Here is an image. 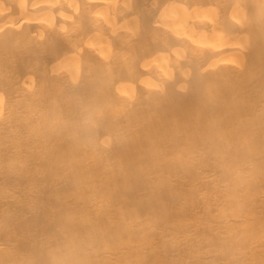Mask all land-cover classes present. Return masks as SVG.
Here are the masks:
<instances>
[{"label": "bare ground", "instance_id": "bare-ground-1", "mask_svg": "<svg viewBox=\"0 0 264 264\" xmlns=\"http://www.w3.org/2000/svg\"><path fill=\"white\" fill-rule=\"evenodd\" d=\"M0 264H264V0H0Z\"/></svg>", "mask_w": 264, "mask_h": 264}]
</instances>
